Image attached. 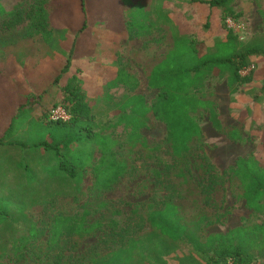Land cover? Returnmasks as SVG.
I'll list each match as a JSON object with an SVG mask.
<instances>
[{
  "label": "rangeland",
  "instance_id": "1",
  "mask_svg": "<svg viewBox=\"0 0 264 264\" xmlns=\"http://www.w3.org/2000/svg\"><path fill=\"white\" fill-rule=\"evenodd\" d=\"M34 1L21 0L20 7L27 12ZM86 3V27L79 30L84 20L79 1L49 0L48 8L56 28L51 30L49 42L42 46L48 63L52 61L50 74L57 68L59 73L75 41L70 66L56 83H48L49 71H43L39 66L36 68L37 63L33 61L35 65H31L42 82L41 88L39 79L32 85L30 90L34 95L28 97L27 103H33V106L27 105L28 108L14 123L12 137L22 143L0 144V264H44L40 260L26 261L31 254L27 250L23 257L14 253V258L9 260L10 246L16 248V244L21 243L16 239L13 244L8 243L9 238L48 237L53 234L55 224L62 223L68 213L75 215L84 210L86 221L98 223V227L89 237L69 247L72 249L70 253L84 255L112 249L126 240L127 235L138 236L146 230L145 217L149 206L159 207L160 202L170 196L169 189L175 190L176 198L181 194L167 174L169 159L166 148L156 152L155 159L140 155L132 173L123 176L110 189L88 196L91 179L87 173L83 180L79 178L82 173L79 163L76 165L75 162L74 167L64 160L60 168L59 159L52 149H44L34 143L46 130L40 127L44 125L41 121H55L49 116L53 107L60 106L69 118L68 111L58 101L60 86L71 74L78 77L91 105L94 122L102 125L117 114L114 103L124 93L141 94L148 105L154 102L158 90L147 85L145 72L164 55L174 36L193 38L202 54L222 40L226 30L232 29L222 20L221 8L209 7V15L204 14L208 9L205 0H86ZM237 3L242 10L237 11L240 18L236 21L242 22L244 29L232 32L242 49L251 47L262 52L247 57L248 64L239 70L241 76L247 77L242 82L229 86L228 73L218 69L209 75L204 91L214 101L221 130L211 124L206 111L193 113L202 132L189 154L193 180L200 182L202 177L196 162V154L200 153L215 181L210 186L209 206L205 207L211 220L201 226V235L224 233L230 228L262 219L259 213L246 206L240 184L230 174V169L240 156H252L264 165V0H237ZM8 13L4 0H0V31L6 27L2 20ZM12 15L16 17L15 12ZM57 22L67 26H57ZM123 34L124 37L118 41ZM118 69L128 73L132 80L127 79L111 87L107 96V81L116 75ZM7 71L4 70L5 73ZM25 84L28 86L27 81ZM16 90L17 86L11 83L0 88V99L14 98ZM52 102L55 104L48 107ZM8 112L2 111L1 115L7 118ZM229 131H235V136H229ZM140 132L149 143H162L166 127L156 120L153 128ZM106 133L123 141L126 129L118 125ZM94 155H97L96 150ZM87 156L88 153L84 158ZM157 165L164 167L166 174H162V179L167 181L159 182L152 175V168ZM71 172L74 173L72 177L69 175ZM44 209L46 213H43ZM115 224L117 227L113 228ZM116 233L117 236H113ZM187 251V244L178 242L168 252L177 257V264L204 263L202 256H190ZM154 259L155 255H152L150 260L136 264H155ZM252 264L264 263L256 261Z\"/></svg>",
  "mask_w": 264,
  "mask_h": 264
},
{
  "label": "trees",
  "instance_id": "2",
  "mask_svg": "<svg viewBox=\"0 0 264 264\" xmlns=\"http://www.w3.org/2000/svg\"><path fill=\"white\" fill-rule=\"evenodd\" d=\"M78 1L84 14L79 28L82 30L86 27L87 3L86 0ZM205 1L210 6L222 8L223 21L228 16L235 20L240 18L231 7L233 0ZM20 2L21 0H4L9 13L2 20L6 27L0 31V53L7 46L23 39L32 38L45 42L50 40L54 27L48 8L49 0L34 1L27 12L20 7ZM14 12L16 17L12 15ZM74 46L75 41L55 82L62 78L70 66ZM258 52L262 50L251 47L242 49L237 36L229 29L226 30L224 40L216 42L211 50L202 54L198 52L193 38L174 36L164 55L145 72L147 85L158 90L154 102L148 105L143 95L124 93L114 103L117 114L102 125L94 122L91 105L85 98L78 77L71 74L64 85L60 86L61 96L58 101L68 111L69 118L40 120L44 124L40 127L46 130L45 133L42 132V138H38L34 144L44 149H52L59 159L60 168L64 160H68L74 167L75 162L76 165L79 163L82 167L79 178L83 180L87 173L91 179L88 196H96L97 193L110 189L123 176L132 173L135 161L140 155L155 159L156 152L166 148L169 159L167 174L169 173L170 181L181 194L176 198L173 194L175 190L169 189L170 196H166L159 207L149 206L145 217L146 230L138 236L127 235L126 240L112 249L84 255L70 253L72 249H68L69 247L89 237L98 227V223L89 224L86 221L84 210L75 215L68 213L62 223L55 224L53 229L56 231L53 230V234L48 237L9 238L8 243L12 244L15 239L21 240L16 248L10 246L9 260L14 258V253L17 254L15 256L23 257L27 250L31 254L26 261L40 260L44 264H136L150 260L152 255H155V264H177V257H172L168 251L181 242L187 244L190 256H202L203 264H252L256 261L264 263V165L252 156H240L230 169V174L240 184L246 206L259 213L262 219L230 228L224 233L201 235V226L211 220L205 207L209 206L212 191L210 186L215 181L207 161L200 153L196 154V162L202 177L200 182L193 180L189 158L192 144L197 143L202 136L201 127L193 113L198 110L206 111L211 124L216 129L222 128L214 109V101L204 91L209 75L214 69H218L228 73L229 86L238 81L242 82L247 77L241 76L239 70L248 64L249 55ZM127 79L132 80V77L118 69L116 75L107 81L105 95H109L108 89ZM31 104H19L0 134V144L22 143L12 137L14 123ZM156 120L164 123L166 136L162 143L154 144L149 143L140 131L153 128ZM118 125H123L126 129L123 141H118L106 133L108 129ZM228 135L234 137L235 131H229ZM163 145L165 146L162 147ZM92 146L97 152L96 156ZM86 153L88 156L84 158ZM160 166L162 167L157 165L152 168V175L159 182L167 181L162 179V174H166V171ZM69 175L72 177L74 173ZM59 209L62 210L60 207ZM43 213H46L45 209ZM115 227L117 224L113 226ZM113 236H117V233ZM144 247L148 248L143 249ZM20 257L16 259L20 260Z\"/></svg>",
  "mask_w": 264,
  "mask_h": 264
},
{
  "label": "crops",
  "instance_id": "3",
  "mask_svg": "<svg viewBox=\"0 0 264 264\" xmlns=\"http://www.w3.org/2000/svg\"><path fill=\"white\" fill-rule=\"evenodd\" d=\"M206 6L208 9H206V12L204 14L209 15V7L213 8V6H210L209 3H206ZM231 7L235 11L242 10L241 7H239L237 0H233L231 3ZM220 8V7H219ZM222 12V8L219 12V14ZM59 22H57L58 24ZM52 25L55 27V23L52 20ZM57 26H67V25H57ZM78 27V26H77ZM226 35V33H225ZM225 35L222 38V40L225 39ZM180 36V35H177ZM124 37V34L118 38V41ZM49 41H35L32 38L31 39H23L21 41L16 42L15 44H11L7 46L3 53H0V88L3 89V87H6L7 85L14 84L17 86L16 93L14 95V98L11 96H7L5 100L0 99V134L5 129L8 121H10L11 116L16 112L18 106L20 103H26L28 100V97H32L34 93L30 90L32 88V85L39 79V86L42 82V79L37 78L36 70L32 67L35 65L34 62H36V68H41L43 71H49L47 72V82L48 83H56L55 78L60 73L63 65L59 68L60 71L57 73L58 68L52 72V61L48 63L47 57L45 56V47L42 45L48 43ZM73 44V42H72ZM69 48V53L72 49ZM20 54H23V56H20ZM70 55V54H69ZM69 55L67 59L69 58ZM21 59V61L18 62V60ZM66 61V60H65ZM51 64V65H50ZM49 67V68H48ZM8 69V71L5 73L4 70ZM57 73V74H56ZM25 80V81H23ZM26 81L27 85L26 86ZM41 88V86H40ZM7 89V88H6ZM15 89V88H14ZM11 94V93H10ZM37 94H39V91H37ZM56 100L58 98H55ZM5 101L7 102V105L3 107V103ZM41 102V99H40ZM54 105V102L50 103L48 107ZM33 106V103L30 105V107ZM2 111H9L7 118H4L1 113Z\"/></svg>",
  "mask_w": 264,
  "mask_h": 264
},
{
  "label": "built area",
  "instance_id": "4",
  "mask_svg": "<svg viewBox=\"0 0 264 264\" xmlns=\"http://www.w3.org/2000/svg\"><path fill=\"white\" fill-rule=\"evenodd\" d=\"M225 21L234 33H237L238 31L244 29V24L240 21H236L233 18L227 17ZM49 116L54 120H66V118H68L67 114L60 106L53 107L50 110Z\"/></svg>",
  "mask_w": 264,
  "mask_h": 264
}]
</instances>
